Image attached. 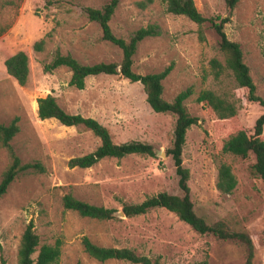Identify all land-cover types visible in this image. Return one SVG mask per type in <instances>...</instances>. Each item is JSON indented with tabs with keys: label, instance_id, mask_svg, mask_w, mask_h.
Wrapping results in <instances>:
<instances>
[{
	"label": "rangeland",
	"instance_id": "obj_1",
	"mask_svg": "<svg viewBox=\"0 0 264 264\" xmlns=\"http://www.w3.org/2000/svg\"><path fill=\"white\" fill-rule=\"evenodd\" d=\"M165 1L119 0L109 25L114 35L125 39L140 28L158 26L159 36L138 44L133 71L159 73L172 63V71L162 82V98L171 102L181 91L193 90L184 106L198 123L186 132L182 164L189 171L194 211L208 224L223 222L230 232L247 234L253 242L251 264H264V184L250 174L252 155L241 159L222 150L236 130L252 128L264 109L244 101L229 71L214 78L209 63L214 58L222 62L223 56L210 25L202 27L205 40L199 41L197 25L185 16L168 13ZM193 1L206 18H228L224 32L239 45L256 94L264 98V0H239L233 9L227 7L226 0ZM107 2L60 0L47 8L44 0H21L16 11L2 12V23L11 26L0 36V123L19 118L20 130L11 146L23 164L39 162L45 171L19 174L0 197V264H17L20 238L30 222L40 246L61 242L58 264H132L96 261L84 252L83 237L99 247L131 249L158 264H247L244 244L200 235L164 208L131 218L119 215L125 204H138L162 192L181 194L172 160L165 153L172 144L175 117L155 113L142 86L120 75L88 77L84 89L78 90L69 86L71 73L66 67L43 71L56 50L83 65L120 63L121 50L104 41L99 25L82 12L84 7L101 9ZM41 39L45 40L44 49L35 52L33 44ZM19 51L29 61L24 86L18 85L4 66V61ZM206 89L231 98L238 108L236 118L218 122L209 108L197 103L198 94ZM47 95L66 113L98 121L115 144L147 143L156 156L131 154L105 158L87 169L69 168L70 159L93 152L100 140L82 126L39 120L37 99ZM220 163L231 167L237 181L230 194L216 188ZM8 164V154L0 147V180ZM66 194L113 209L114 218L98 221L65 211L62 198Z\"/></svg>",
	"mask_w": 264,
	"mask_h": 264
},
{
	"label": "trees",
	"instance_id": "obj_2",
	"mask_svg": "<svg viewBox=\"0 0 264 264\" xmlns=\"http://www.w3.org/2000/svg\"><path fill=\"white\" fill-rule=\"evenodd\" d=\"M21 0H0V36L11 26L10 23H2L1 15L5 10H14L19 6ZM45 7H51L60 0H44ZM73 1V0H68ZM239 0H226L229 9H233ZM119 0H108L101 9L84 7L83 14L91 22L99 25L102 39L118 47L122 58L120 63H98L94 65H83L71 55H63L56 50L51 61L43 65V71L50 73L59 67L69 69L71 76L69 86L78 90L85 87V79L97 75H120L130 82L139 83L146 96V102L155 113L171 114L175 117L173 140L171 147L165 151L172 160L175 174L178 178L177 185L180 195L169 193H158L146 198L138 204H125L122 213L131 218L148 213L156 208H164L172 212L177 218L189 225L200 235H212L223 241H237L246 246L247 264H251L253 258V242L251 238L240 232H230L223 222L208 224L205 219L198 216L193 208L188 186L189 171L182 164V151L185 144L187 130L198 123V118L190 116L184 106V102L193 94L191 87L181 91L171 102L162 98V82L173 69L169 64L159 73L141 75L133 71V57L138 44L146 38L160 35L158 26L148 25L133 32L127 39L117 37L109 25L115 14ZM140 8L144 7L142 2L137 3ZM166 11L174 15H182L195 23L198 27V39L204 41L205 36L202 27L208 23L218 37V48L223 56V61L212 59L209 63L214 78L217 80L226 71H229L238 89L243 94L244 101L259 105L264 109V98L256 94V87L250 75L248 66L243 61V53L239 45L227 38L224 26L228 18L220 16L206 18L197 9L193 0H166ZM45 40L41 39L33 44L35 52H42ZM6 72L14 78L18 85L24 86L29 76V61L27 55L19 51L4 61ZM196 102L209 108L214 114L216 121L229 122L238 115L236 103L226 94L206 89L201 91ZM37 116L39 120L54 119L66 127L82 126L91 131L100 140V145L91 153L74 157L68 161L69 168L87 169L94 166L105 158L121 159L131 154L156 156L152 145L131 141L115 144L109 131L93 118H85L81 115L66 113L57 103L56 99L47 95L37 99ZM19 118L14 117L10 123H0V147L9 157V164L2 174L0 180V197H2L9 185L21 173L28 171L44 172L45 168L39 162L22 163L15 154L11 141L19 133ZM264 112L257 118L250 129H239L230 135L223 145V152L229 153L241 159H247L250 155L254 162L249 167L250 174L264 184ZM237 185L236 178L231 167L226 163L218 166L216 188L222 194H230ZM62 206L65 211H73L83 218L98 221H108L114 218L116 213L113 209L94 206L76 199L71 194L62 198ZM84 252L98 262L108 260L126 261L132 264H158L146 256L137 255L133 250L127 248H105L93 244L87 237L82 238ZM38 248V249H37ZM37 253L36 257L33 255ZM61 256V242L57 240L54 244H43L40 246L39 237L35 232L33 222H30L21 235L17 249V264H58Z\"/></svg>",
	"mask_w": 264,
	"mask_h": 264
},
{
	"label": "water",
	"instance_id": "obj_3",
	"mask_svg": "<svg viewBox=\"0 0 264 264\" xmlns=\"http://www.w3.org/2000/svg\"><path fill=\"white\" fill-rule=\"evenodd\" d=\"M119 215L122 216V217H125L124 214H123L122 212H120Z\"/></svg>",
	"mask_w": 264,
	"mask_h": 264
}]
</instances>
